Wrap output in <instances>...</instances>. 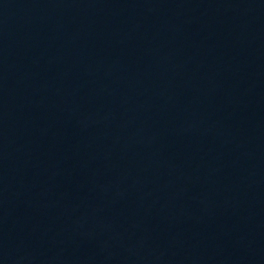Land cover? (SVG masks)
I'll return each mask as SVG.
<instances>
[{
	"label": "water",
	"instance_id": "water-1",
	"mask_svg": "<svg viewBox=\"0 0 264 264\" xmlns=\"http://www.w3.org/2000/svg\"><path fill=\"white\" fill-rule=\"evenodd\" d=\"M0 264H264V0H0Z\"/></svg>",
	"mask_w": 264,
	"mask_h": 264
}]
</instances>
